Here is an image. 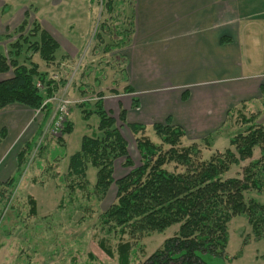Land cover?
<instances>
[{"label":"trees","instance_id":"16d2710c","mask_svg":"<svg viewBox=\"0 0 264 264\" xmlns=\"http://www.w3.org/2000/svg\"><path fill=\"white\" fill-rule=\"evenodd\" d=\"M119 3L114 0L100 1L108 13L109 10H116ZM109 26L100 25L105 33L111 32ZM15 32L18 36L10 44L9 50L0 53V73L11 72L10 78L0 81V109L14 103L32 110L40 109L45 121L50 115L51 105L46 103L41 107V104L66 80L62 83V79H56L55 74L40 71L32 59L37 55L45 64L56 63L58 66L55 54L59 45L37 21L29 23L27 12ZM118 32L116 30L114 33V43L106 45L105 50L120 49L128 43V37L123 40ZM98 38L102 41L101 37ZM122 57L118 53L113 60H121ZM36 82L43 89H38ZM125 91H132L129 85ZM99 96L93 110L89 109L87 102L77 105L84 120L95 114L99 121L96 133L83 135L78 151L69 157L65 187L71 193L86 191L95 200H102L110 187L115 186V201L99 213L98 220L101 229L121 239L116 244L119 264H129L136 253L133 242L123 241V236L137 240L163 232L174 224H178L176 233L166 238L141 264H225L227 225L237 215L246 218L256 239L264 240V205L254 197L245 196L249 190L258 194L264 192V126L257 114H250L249 117L241 111L237 116L235 114L236 123L239 118L240 130L229 138V145L233 148L216 152L208 160H200V149L196 142L181 146L184 130L179 125L168 120L163 124L154 123L152 129L160 142H152L143 134L144 125L126 123L125 110L121 107L118 115L113 116L104 109L102 94ZM185 98L186 95H183ZM131 105L134 108L137 106L136 98L131 99ZM117 118L135 135L139 157L137 164L130 156L128 142L120 131ZM72 128V123L67 120L56 139V150L63 148L64 139ZM41 133L40 126L32 140L33 145ZM139 133L141 136L136 137ZM201 141L209 146L212 144L209 136ZM30 145L26 149H32ZM255 146L260 147V158L244 166L240 176L224 177L232 164L250 158ZM38 149L42 151V144ZM25 150L23 148L17 156L19 168L16 176L0 183V217L5 216L7 208L15 212L22 203L16 191L9 207L8 203L5 204L9 195L18 189V179L24 171L25 158L30 153H25ZM56 150H50L49 161L58 157ZM117 160H122L121 166L127 171L115 178ZM168 163L174 164L173 171L166 169ZM89 166L96 170L92 187H89L86 179ZM26 199L29 212L35 215V198L27 195ZM261 258L264 261V255Z\"/></svg>","mask_w":264,"mask_h":264},{"label":"rangeland","instance_id":"374dc122","mask_svg":"<svg viewBox=\"0 0 264 264\" xmlns=\"http://www.w3.org/2000/svg\"><path fill=\"white\" fill-rule=\"evenodd\" d=\"M100 1L0 0V7L6 3L4 12L0 13V31L3 32L0 36V53L4 54L9 50L10 44L18 36L15 29L20 24L24 12L28 13L29 23L35 20V7L41 13H44L46 8H51L52 18L48 16V19L55 26L59 36L65 39H73L75 42L71 43L72 46L79 49L77 53L73 51L77 56L72 60H66V65L61 62L60 68L56 65L46 68L37 55L33 58L38 62L42 71L47 69L49 74H56V78L67 81V84H62L49 97V100L53 105L52 97L62 91L65 92L67 99L72 102L68 120L70 121L71 118L73 128L72 132L65 137V149L63 147L56 150L55 146L58 144L56 139L59 136L52 134L50 129H46L44 141L38 142V138L35 140L37 151L35 152L34 149L35 153L33 152L25 161L27 167L19 182L18 189L13 195H9L10 198L5 204L8 203L9 207L10 202L15 199L16 191L22 203L15 212L5 208V216L0 217V264H119L116 244L121 239L110 231L101 229L98 220L99 213L115 201V186L110 187L102 200H95L86 191L76 190L71 193L65 187L67 183L65 174L70 154L79 149L82 135L85 133L90 135L91 131L89 130L92 127H95L93 128L95 130L99 121L95 114L91 115L87 121L83 120L77 105L87 102L90 105L89 109L93 110L94 103L100 97L99 94L108 100L114 93L121 95L125 93L124 86L126 83L122 81V74L119 73L116 66L107 65L109 62H113L114 55L120 52L118 48L112 51H107L104 48L107 47L106 45L110 46L114 43L116 30L119 31L117 34L120 38L125 40L128 37L129 42L132 36L131 32H133L131 20L134 14L133 2L132 0H114V2L120 1L121 4L119 3L120 5L115 8L116 10H109L108 13ZM66 4L67 8L65 9L63 7ZM15 15L18 17L15 18ZM73 23L75 24L74 29ZM101 24L104 26L110 24L111 32H103L100 27ZM70 33L71 35L67 37ZM98 37H101L102 41ZM83 41L84 43H82ZM261 47V54L256 52L257 55L254 57L259 64L264 62V34ZM63 53L65 52L62 49L56 53L59 56H57L58 60H61L59 58ZM262 75H264V71L260 73V78L264 81ZM10 76L11 72L1 73L0 79L10 78ZM79 86H84V90H79ZM261 101L264 104V97ZM261 101L256 103L254 107L261 110L256 114L258 119L264 122V107L261 108ZM71 110L73 111L72 114ZM247 113V117H249L250 111ZM237 123H239L238 120ZM117 124L128 142L130 156L137 164L139 157L135 148V135L118 118ZM146 130H144L146 134H143L147 135L152 142H160L151 128ZM138 136H141V133L136 135V137ZM181 140L180 143L183 146L191 144L186 136L182 137ZM51 141L53 145L50 144ZM196 143L200 149V160H208L211 155L221 152L213 150L212 144L209 146L201 140ZM40 144H42L41 152L38 149ZM50 150H56L58 157L49 161ZM260 156V147L255 146L251 157L238 164H232L224 177L240 176L242 168L251 160L259 159ZM121 163L122 160L115 162V178L122 176L127 171L121 166ZM173 166V163H168L166 169L173 171ZM95 173V168L87 167L86 179L89 187H92L95 181ZM27 195L35 198V215L29 212ZM245 196L247 198L254 197L264 205V192L258 194L254 190H249ZM61 202L62 206H60ZM84 206H86L85 211H83ZM177 229L178 224H174L163 232H155L137 240L130 239L127 235L123 236V241H132L136 249L135 256L129 264L144 262L153 251L161 246L166 238L173 236ZM227 232L225 264H262L264 262L261 258L264 255V240L254 237L244 216H234L227 225Z\"/></svg>","mask_w":264,"mask_h":264},{"label":"crops","instance_id":"0c3cea01","mask_svg":"<svg viewBox=\"0 0 264 264\" xmlns=\"http://www.w3.org/2000/svg\"><path fill=\"white\" fill-rule=\"evenodd\" d=\"M132 2V36L118 49L122 59L107 63L118 68L122 81L132 91H124L122 95L114 93L108 100L101 96L104 109L116 117L119 108H123L126 123L142 124L145 130L152 129L154 123L163 124L168 120L179 125L184 130L183 137L186 136L191 143L209 136L213 150L232 149L229 138L240 130L234 115L240 111L243 115L249 111V114L261 111L254 105L264 97V81L260 78L264 62L259 64L254 57L262 52L264 0ZM5 5L3 3L0 7L3 9L0 13L4 12ZM63 8L66 9L67 4ZM51 10L46 8L41 13L35 7L33 21H37L57 41V52L62 49L65 53L60 54L61 60L55 54L58 66L43 62L46 68L59 67L61 62L66 65V60L74 59L79 51L72 46L73 39L59 36L48 19V16L52 18ZM64 15L68 18L66 12ZM74 26L73 23V29ZM2 34L0 31V36ZM45 71L48 72L47 69ZM82 87L79 86V90ZM183 95H186L185 99ZM133 97L137 99L135 108L131 105ZM262 102L261 108L264 107ZM46 103H50L47 105H51V111L45 121L42 112L38 116L36 110L21 104H9L0 109V183L16 176L19 168L17 156L23 148L25 150L31 144L32 149L25 150V153L30 151L26 161L34 149L37 151L32 140L40 126L42 133L38 142L46 139V129L52 130L53 105ZM69 122L73 125L71 118ZM93 128L89 130L90 135L96 131ZM50 144L53 145L52 141ZM63 147L66 148V139ZM24 167L19 182L27 166Z\"/></svg>","mask_w":264,"mask_h":264},{"label":"built area","instance_id":"2783aa9c","mask_svg":"<svg viewBox=\"0 0 264 264\" xmlns=\"http://www.w3.org/2000/svg\"><path fill=\"white\" fill-rule=\"evenodd\" d=\"M36 86L38 89H43V87L41 86L39 82H36ZM51 100L53 103V118H52V130L51 131H52V134L58 135L60 131L62 130L65 122L68 119L69 108L72 102H70L67 99L64 91L53 96ZM46 102H50L49 98L44 101L43 105ZM36 112L39 114L40 109L36 110Z\"/></svg>","mask_w":264,"mask_h":264}]
</instances>
